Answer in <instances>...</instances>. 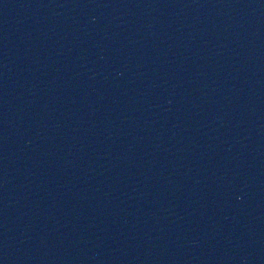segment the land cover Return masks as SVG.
<instances>
[{"label":"water","instance_id":"obj_1","mask_svg":"<svg viewBox=\"0 0 264 264\" xmlns=\"http://www.w3.org/2000/svg\"><path fill=\"white\" fill-rule=\"evenodd\" d=\"M0 264H264V0H0Z\"/></svg>","mask_w":264,"mask_h":264}]
</instances>
